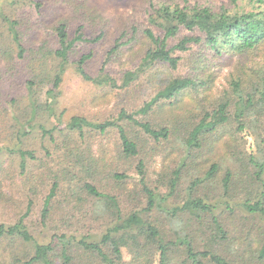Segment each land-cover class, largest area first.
Segmentation results:
<instances>
[{"label":"trees","instance_id":"16d2710c","mask_svg":"<svg viewBox=\"0 0 264 264\" xmlns=\"http://www.w3.org/2000/svg\"><path fill=\"white\" fill-rule=\"evenodd\" d=\"M66 1L76 13L86 9L85 0ZM246 1L247 9L237 0L231 8L147 0V26L121 32L91 75L93 51L78 48L99 41L103 30L85 36L79 24L71 34L57 1L0 0V152H17L23 174L35 156L21 145L39 130L41 148L55 156L40 231L48 222L67 227L79 214L105 221L98 234L83 223L81 235L63 231L42 243L27 224L33 203L27 199L14 223H0V264H264V0ZM85 14L91 22L98 16ZM138 44L139 63L117 80L106 64ZM235 54L260 63V71L249 66L251 76L234 68L213 94L214 67ZM186 63L184 75L159 80L161 68ZM68 68L98 87L125 89L141 79L162 85L133 111L122 107L101 121L64 119L56 92ZM159 156L163 193L147 173ZM133 195L143 206L133 205ZM178 195L181 205L163 203ZM62 203L71 214L54 212ZM21 243L24 252L13 254Z\"/></svg>","mask_w":264,"mask_h":264},{"label":"rangeland","instance_id":"374dc122","mask_svg":"<svg viewBox=\"0 0 264 264\" xmlns=\"http://www.w3.org/2000/svg\"><path fill=\"white\" fill-rule=\"evenodd\" d=\"M45 1V0H42ZM59 2L57 6L58 11L65 14V19L68 21V27L71 34H73L74 28L81 24L84 26L85 36H96L99 30H103V37L93 44H82L78 48L79 54L87 53L90 50L93 51L92 57L87 61L88 72L93 75L99 71V67L103 64V59L106 56L107 50L113 45L115 38H117L121 32H130L132 26L143 28L147 26V19L145 14V3L147 0H85L86 5L82 13H76L72 7L73 2L66 0H52ZM75 1V0H72ZM194 1V0H190ZM198 3L208 4L212 7H218L225 5L227 7H233L234 2L232 0H196ZM238 4H244V8H248L246 0H237ZM93 12L98 14L96 19L92 22L85 17V13ZM103 28V29H101ZM143 47L141 44L134 46L133 48H127L122 51L121 56L112 61L110 64H106L109 72L116 76L117 80H120L122 72L127 69H133L139 63V57L143 54ZM194 60L195 56L189 57ZM258 60V59H256ZM189 64V61L187 60ZM187 63L180 65L175 70L167 69V67L161 68L159 72V80L164 81L167 77L172 75H184L187 70ZM251 66L254 70L260 71V63H256L247 58H238L235 54L232 57L231 62L228 65H221L220 67H214L215 76L214 84L210 87V91L219 93L221 88L225 86L227 78L230 73H234V68L240 67L243 69L245 75L253 76L248 67ZM250 81H247V84ZM155 82L154 84L147 83L143 79L136 80L133 86L125 89L109 88L107 86L98 87L84 81L78 73L72 68H68L64 75L59 89L57 90V106L63 109V118L68 119L73 114L83 115L89 119L101 121L105 118L115 116L122 107L127 111H133L139 106L149 100L156 92V89L162 83ZM158 84V86H157ZM157 87V88H156ZM140 115V114H139ZM45 119V121H44ZM41 123L50 125L51 123L42 117ZM37 127V126H35ZM38 138L27 141L21 146L24 149L32 150L35 158L27 159L26 170L22 174L18 168V153L9 154L6 151L0 152V223L12 224L17 218L26 210L27 199L32 200L31 210L28 213L26 220L29 228L33 231L34 237L42 242L49 241L52 234L59 232H66L73 235H81L86 228H82L83 223L89 226L90 229L98 234L105 224L104 220H92L89 215L81 218L79 214L76 219L69 221L67 227H64L59 222H53L55 224L46 223V227H43L40 231L39 222V210L42 206V196L45 194L49 178L51 176L50 168L53 167V161L55 156L46 155L45 151L40 146L41 134L39 130L33 132ZM109 141L104 139L102 142L104 148L107 151L111 148L108 144ZM45 144L46 140H45ZM94 148L97 149L99 144L98 139H93ZM56 162V161H55ZM229 165V164H228ZM166 165L162 161V158L155 157L150 159L147 164L148 179L152 186H155L156 190L160 192L165 191L164 182L159 181L160 175L164 172ZM134 167L128 168V173L133 171ZM55 170V169H54ZM50 172V173H49ZM49 177V178H48ZM186 182V181H185ZM133 183L127 182V188L130 190ZM61 194L57 193V196ZM133 201L135 206H143L139 202H143V198L133 195ZM129 202V199L126 200ZM174 202V203H173ZM182 198L180 195L177 197H168L165 204L168 205H181ZM138 207V208H139ZM61 211L69 212V208L66 204H54V212L61 213ZM70 214L72 212H69ZM155 213V211L153 212ZM246 214V213H244ZM92 221V222H91ZM169 225V224H168ZM92 231V232H93ZM97 232V233H96ZM0 245L2 242L0 240ZM21 245V246H20ZM23 245L18 244L13 254L21 255ZM1 249V247H0ZM8 250V249H7ZM130 255H125L124 260H129ZM156 264V262H153Z\"/></svg>","mask_w":264,"mask_h":264}]
</instances>
